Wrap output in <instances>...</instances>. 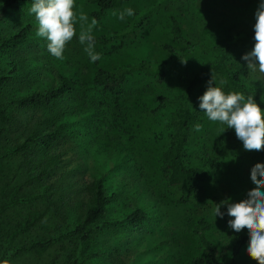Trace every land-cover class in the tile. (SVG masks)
<instances>
[{"label": "rangeland", "instance_id": "374dc122", "mask_svg": "<svg viewBox=\"0 0 264 264\" xmlns=\"http://www.w3.org/2000/svg\"><path fill=\"white\" fill-rule=\"evenodd\" d=\"M33 2L24 3L22 9L0 19V37L19 26L32 24L23 44L0 51V75L10 72L14 61L19 67L16 76L0 87V110L6 109L8 114L19 116L25 123L34 115L41 116L38 132H44L52 124L61 131L50 147L31 145L39 155L38 162L55 154L50 180H38L31 185L25 183L22 152L9 150V144L22 141L23 135L7 134L0 139V264H68L78 256L85 258L84 264H110L115 256H121L126 264H188L193 257L204 253L194 233L199 220L211 223L208 235L223 263L231 260L233 247L242 234L248 236V241L238 261L258 264L247 252L248 231L236 233L228 226L232 217L227 215V205L221 204L223 218H214L213 209L222 200L246 199L254 187L251 169L256 163L264 164V159L234 156L232 149L239 140L236 133L227 128L220 134L227 125L209 121L201 111L202 120L194 123L189 131L186 154L192 166L206 165L203 159L206 155L213 158L214 166L206 167L210 175L204 182V191L190 202H181L180 188L169 183L160 167L161 153L169 143L168 119L173 107L160 108L157 98L159 94L182 95L191 77L217 58L215 53L186 51L184 43L173 40L172 15L177 16L188 39L213 45L223 37L250 28L252 20L232 10L258 6L261 0H128L100 19L94 15L95 3L75 0L76 11L86 13L89 22L98 21L94 37L128 29L107 45L95 44V52L101 56L96 62L90 60L84 51L85 45L79 43L78 24L77 36L66 45L64 59L54 57L47 48V39L36 36L38 23L30 11ZM129 7L134 15L123 21L118 19L119 13ZM168 45L181 49L182 55L175 57ZM254 45L255 39L245 46L244 54ZM243 55L236 57L235 63L244 61ZM144 58L169 66L163 82L157 76L135 73L119 99L93 83L98 64L115 68ZM61 73L75 78L77 87L55 104L9 107L12 97L55 84ZM260 76L259 72H250L242 81L248 88L262 92V98L256 103L264 109V84L256 80ZM214 78L212 85L215 82L219 85V78ZM211 79L194 92L192 104L198 108L199 98ZM124 115L131 117L133 124L124 123ZM196 124H201L203 130L195 131ZM100 175L105 176L108 189L117 196L94 225L91 253L97 255L91 256L90 252L81 255L74 223L85 213L86 187ZM46 180L58 188L55 197L65 201L61 208L63 216H58L53 209L47 210L42 196ZM136 207L148 212V220L125 221L124 216ZM39 240L46 241V245L18 251Z\"/></svg>", "mask_w": 264, "mask_h": 264}, {"label": "trees", "instance_id": "16d2710c", "mask_svg": "<svg viewBox=\"0 0 264 264\" xmlns=\"http://www.w3.org/2000/svg\"><path fill=\"white\" fill-rule=\"evenodd\" d=\"M34 0H4L0 2V19H6L13 11L22 9L26 2ZM97 5V10L94 15L100 19L110 9L121 7L128 0H90ZM258 6H250L245 8H234L232 11L239 16L249 17L252 20L250 28L242 32L226 36L213 45L199 44L188 39L184 34L182 25L177 16H171L170 33L172 39L184 43L186 51L215 53L217 58L201 67L188 82L186 91L180 96L158 95L159 107H173V111L168 119L170 125L169 143L162 151L161 170L169 183L172 186H177L181 190L180 201L190 202L195 195L201 194L204 191V182L208 179L210 172L207 165L214 166L212 157L206 155L203 167L192 166L187 157V146L189 144V131L191 126L202 120L201 110L192 104L195 90L212 76L219 78L226 83L223 85L225 93L240 92L247 97L252 95L255 101L262 98V92L248 88L242 81V78L250 73L247 68V61L235 63V59L245 52V46L254 39V24L255 11ZM236 9V10H235ZM241 11V12H240ZM32 29V24L19 26L13 32L7 33L0 37V51L11 50L23 44ZM128 29L116 30L111 33L103 34L99 37H94L95 44L107 45L116 38L125 34ZM168 49L175 57L182 55V50L174 46L168 45ZM168 65L164 62L144 58L138 62L130 64H122L115 68H105L97 65V69L93 76V83L112 94L116 99L122 97L123 90L130 82L133 74H143L146 76H157L158 81L163 82L166 79ZM19 71L18 64L12 62V68L7 74L0 75V87L11 81ZM75 78L67 74H59V79L55 84L48 85L46 88L31 89L20 96H14L9 101V107H47L55 104L77 86ZM131 117L123 116V122L133 124ZM0 122H4L0 126V139L7 134L21 133L23 140L9 144L10 151L22 152L21 168L24 169L27 175L25 183L31 185L34 182L42 179L51 178L50 165L55 159V154H50L48 157L38 162V153L31 148L33 143L46 148L50 147L59 137L61 128L52 124L44 132H38V126L41 123V116L34 115L32 119L25 123L19 116L10 115L6 109L0 110ZM230 132H234L233 128H228ZM232 153L237 157L249 155L253 159H264V150L260 152L245 151L243 142L238 140L233 147ZM47 176V177H46ZM58 188L54 183L47 182L44 186V200L47 203V210L53 209L58 216H63L61 208L65 201H59L55 196ZM86 199L84 201L85 213L83 217L77 220L74 233L79 237L80 254L96 256L91 253L92 238L95 234L94 225L98 223L107 213L110 203L117 196L115 192L108 189L104 175H100L94 179L86 187ZM149 214L141 207H136L124 216V220L133 223H143L148 220ZM38 221V220H37ZM113 222H106L112 224ZM211 229V223L206 220H199L194 227V233L199 238L202 246V254L193 257L188 264H253L243 263L238 261L239 254L242 248L248 241L247 235H240L233 247V253L229 262L223 263L219 256L215 243L210 239L208 232ZM46 241H35L30 246L21 247L18 251H26L36 247L45 246ZM85 259V258H84ZM84 259L81 256L72 258L68 264H84ZM110 264H126L121 256H115Z\"/></svg>", "mask_w": 264, "mask_h": 264}, {"label": "clouds", "instance_id": "9594fccd", "mask_svg": "<svg viewBox=\"0 0 264 264\" xmlns=\"http://www.w3.org/2000/svg\"><path fill=\"white\" fill-rule=\"evenodd\" d=\"M75 0H34L30 11L35 14L38 23L36 36L46 38L49 52L57 59H64L66 45L77 36L78 24L80 27L78 40L85 45L84 51L92 62L101 58L95 52V40L93 30L98 21L92 19L82 11L74 9ZM113 15L117 13L113 12ZM134 15L132 8H126L119 13L118 19ZM253 49L242 56L247 61V68L251 73L259 72L256 80L264 84V0H261L255 11ZM214 76L208 82L209 86L199 98V108L208 120L226 124L221 129L223 133L227 128H233L236 136L243 142V147L248 151L260 152L264 150V109L256 103L252 95L245 97L240 92L225 93L221 80L219 85H212ZM194 130H203L201 124H196ZM250 179L254 187L248 191L247 198L238 202H231L230 198L222 200L213 209L214 218H223L225 213L221 211V204L227 205V215L232 217L228 226L236 233L247 230L249 233V245L247 252L250 257L264 264V164L256 163L250 173Z\"/></svg>", "mask_w": 264, "mask_h": 264}]
</instances>
